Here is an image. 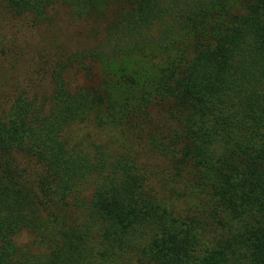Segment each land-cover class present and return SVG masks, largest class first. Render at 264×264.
<instances>
[{"label": "trees", "instance_id": "16d2710c", "mask_svg": "<svg viewBox=\"0 0 264 264\" xmlns=\"http://www.w3.org/2000/svg\"><path fill=\"white\" fill-rule=\"evenodd\" d=\"M61 2L103 40L39 54L0 108V264H264V0ZM56 5L0 0V23ZM143 61L94 85L102 62ZM91 121L133 146L84 144Z\"/></svg>", "mask_w": 264, "mask_h": 264}, {"label": "rangeland", "instance_id": "374dc122", "mask_svg": "<svg viewBox=\"0 0 264 264\" xmlns=\"http://www.w3.org/2000/svg\"><path fill=\"white\" fill-rule=\"evenodd\" d=\"M55 1L57 5L53 21L38 27H31L29 21L25 18L12 19L13 17L11 18L9 14L3 13L0 34L7 37L8 41L5 48L12 55H8V61H0L1 109L6 108L4 105L13 96L14 91L20 84H25L30 78H33L32 62L39 54L40 59L43 56L61 58L76 50L92 49L102 42L103 30L101 24L103 21L99 16L89 26H83L73 22L69 8L61 0ZM159 30L160 26L154 27L151 35L153 37L157 36ZM148 49L146 61L148 58L152 59L154 55H158L159 58L164 57L163 51L160 52L157 48L155 50L152 46H149ZM159 58L156 61H159ZM146 61H143L145 63L142 65H135L131 62L127 65L102 62L95 69L94 85L102 88L105 77H107L112 86V88H109L108 93L112 94L116 91L121 73H131L133 70H138L140 73L151 72V67ZM73 133L84 144H91L92 142L103 144L114 151H119L122 146L124 148L133 146V141H130L121 131L110 128L99 129L93 121L76 127ZM18 244L33 248V239L24 236L18 240ZM39 252L42 254V250Z\"/></svg>", "mask_w": 264, "mask_h": 264}]
</instances>
